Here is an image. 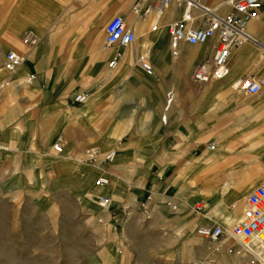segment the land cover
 <instances>
[{
    "label": "crops",
    "instance_id": "crops-1",
    "mask_svg": "<svg viewBox=\"0 0 264 264\" xmlns=\"http://www.w3.org/2000/svg\"><path fill=\"white\" fill-rule=\"evenodd\" d=\"M140 1L0 0V84L7 81L0 90V196L3 190L12 194L33 188L35 172L46 170L45 155L52 152L51 144L56 141L77 156L91 144L116 145L109 150L117 152V161L103 169V174L112 178L107 195L115 208L132 206L144 197L137 183L128 182L138 178L140 171L167 172L177 165L181 169L187 163L185 158L193 159L206 149L208 153L187 166L206 170L223 164L235 172L223 176L214 170L203 178L210 194L192 196L180 212L207 199L191 230L206 220L232 224L231 208H241L249 188L264 177V112L243 111L241 93L231 87L239 77L264 76V10L247 25L259 43L231 51L228 75L223 80L199 84L192 80V72L211 56L215 41L182 43L178 54L172 55L168 25L180 18L182 9L171 4L158 17V28L151 30L153 14L140 17L132 12ZM196 1L219 14L229 10L225 0ZM191 13L198 17L197 26L200 11L193 8ZM115 15L122 16L134 30L132 44L105 45V26ZM27 32L38 37L32 48L22 42ZM8 51L24 56L14 72L3 67ZM116 55L117 64L110 68L108 64ZM140 56L151 64L152 74L139 65ZM27 76L32 80L26 82ZM78 93L87 95L83 103L73 101ZM241 113L243 121L238 117ZM250 119L251 128L243 140L236 141ZM206 139L211 140L212 150L207 142L199 141ZM177 140H183L179 150L169 153L167 146ZM202 145L205 148L196 154L195 147ZM170 157L173 159L168 161ZM59 160L67 165L68 154ZM75 161L81 163L79 158ZM224 177L227 182L217 186ZM191 183H185L178 193L186 192ZM84 187H92L91 176L84 179ZM101 190L106 189H95ZM214 194L220 196L221 210L211 206ZM158 196L159 202L165 200Z\"/></svg>",
    "mask_w": 264,
    "mask_h": 264
},
{
    "label": "rangeland",
    "instance_id": "rangeland-1",
    "mask_svg": "<svg viewBox=\"0 0 264 264\" xmlns=\"http://www.w3.org/2000/svg\"><path fill=\"white\" fill-rule=\"evenodd\" d=\"M241 97L243 111L258 109L263 114L264 91L255 95L241 94ZM238 117L243 121L244 114ZM251 120L242 128L236 141L243 140L251 128ZM182 141L169 144L168 152L179 150ZM199 141L213 146L209 139ZM112 147L116 148V145L91 144L79 156L66 149L62 155H57L51 148L52 152L45 155L46 170L35 172L33 188H23L12 194L3 190L4 194L0 196V264H251L250 256L239 252L237 242L227 234L218 241H211L196 232L199 225L217 223L228 229L231 224L226 225L223 220H206L191 230L190 225L199 219V213L204 212L207 199L204 203L198 201L194 209L180 212L181 205L192 196L209 193L203 178L211 176L217 169L223 176L233 175L232 167L221 164L206 170L191 169L197 158L207 152L205 145L197 146L196 154L204 151L193 159L185 158L189 167L186 163L181 169L177 165L167 172L140 171L138 178L128 179L142 188L144 197L136 204L125 208H115L111 204L105 210L97 205L96 196L107 195L110 189L96 192L94 180L107 169L109 163L102 158ZM88 148L100 150L99 161L85 156ZM65 154L69 161L63 166L59 159ZM77 158L81 163L75 161ZM172 159L170 157L168 161ZM88 175L92 178V187L87 189L84 179ZM199 175L201 179L195 180ZM227 177L217 186L224 185ZM263 180L264 177L260 183ZM190 182L186 192L179 194L178 190ZM234 182L239 181L235 179ZM148 189L150 195L145 198ZM159 194L164 201H158ZM212 198L211 206L221 210L220 196L214 194ZM237 208L232 207L230 211L234 220L240 215L243 203L235 214Z\"/></svg>",
    "mask_w": 264,
    "mask_h": 264
},
{
    "label": "built area",
    "instance_id": "built-area-1",
    "mask_svg": "<svg viewBox=\"0 0 264 264\" xmlns=\"http://www.w3.org/2000/svg\"><path fill=\"white\" fill-rule=\"evenodd\" d=\"M144 1V0H143ZM139 2L132 7V12L140 17L153 14L154 21L151 30L158 28V17L168 9L171 4H175L182 9L179 19L168 25L169 46L172 55L178 54L180 44L189 45L204 44L209 40L215 41V48L208 58L197 64L191 78L194 82L205 84L219 82L228 75V60L231 51L243 44H258L248 31V23L256 19L264 10V0H225L229 6L228 12L219 14L217 11L208 8L196 0H151L150 3ZM193 8L200 11V20L197 26L198 17L191 13ZM136 40L134 30L128 27L120 15H115L105 26L106 46H127ZM25 46L32 48L38 42V37L31 32H27L22 37ZM117 56H114L108 66L114 68L117 64ZM24 61V56L15 51H8L5 54L3 67L14 72ZM138 63L146 74H152L153 68L144 56L138 58ZM26 82L32 80V76L25 78ZM7 84L4 81L0 84V90ZM232 89L238 93L255 95L264 91V76L239 77L232 82ZM170 93V92H168ZM85 93H78L73 97L76 103H83L86 100ZM56 152L62 151L61 142L57 141L52 146ZM86 157L93 161H98L100 156L97 149H87ZM115 157L113 150L107 151L102 160L112 162ZM108 177L99 175L95 180L96 186H108ZM96 203L101 209H108L111 199L106 195H97ZM198 236L218 241L227 234L233 238L238 245V251L251 258V264H264V180L262 183L251 189L243 202V208L230 227L226 229L220 224L199 225L196 229Z\"/></svg>",
    "mask_w": 264,
    "mask_h": 264
},
{
    "label": "bare ground",
    "instance_id": "bare-ground-1",
    "mask_svg": "<svg viewBox=\"0 0 264 264\" xmlns=\"http://www.w3.org/2000/svg\"><path fill=\"white\" fill-rule=\"evenodd\" d=\"M168 10V9H167ZM254 21H255V19H254ZM135 42V41H134ZM163 120H164V122H166V118H163ZM208 149L209 150H212L213 149V146H209L208 147ZM114 151V153H115V157H114V159H113V161L112 162H108V163H113L115 160H116V158H117V152L115 151V150H113ZM56 154H58V155H62L63 153H64V150H63V146H62V151L61 152H56V151H54ZM99 154H100V152H99ZM100 157V156H99ZM99 157H98V161H99ZM104 176H106V177H108L107 175H105V174H103ZM108 179H109V177H108ZM110 180V179H109ZM96 186V185H95ZM96 188H98V189H105V188H109V187H107V186H105V187H103V186H96ZM149 195H150V191L148 192V194L146 195V197L145 198H148L149 197ZM246 198V197H245Z\"/></svg>",
    "mask_w": 264,
    "mask_h": 264
}]
</instances>
